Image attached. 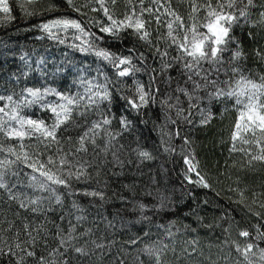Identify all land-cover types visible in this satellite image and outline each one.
<instances>
[{"label":"trees","instance_id":"16d2710c","mask_svg":"<svg viewBox=\"0 0 264 264\" xmlns=\"http://www.w3.org/2000/svg\"><path fill=\"white\" fill-rule=\"evenodd\" d=\"M168 2L187 24L193 22L189 19L191 8L187 0ZM22 3L24 0H9L14 19L0 22V95L14 94V99H19L25 88L44 87L63 93H82L81 75L87 79L95 77L97 83L107 85L110 93V99L94 107L86 117L74 113L73 122L65 126L67 131L62 128L58 133L67 151L72 146L67 144L69 136L75 144L93 121L102 116L111 120V124L105 126L106 131L101 130L98 146L94 148L89 144L87 153L76 156L92 165L88 168L90 178L73 180L71 195L62 186H53L62 204L57 206L53 200L55 211L49 213V219L61 223L59 217L64 215L62 227L66 231L69 220L75 224V217L83 216L85 219L78 224L77 233L91 230L79 240V246L86 247L90 255L76 257L69 253L73 257L72 264H155V257L143 250L146 246L156 248L161 244L169 246L162 256L163 264H249V261L264 264L260 259L264 240L256 239L264 232V161L252 159V156L261 155L254 142L244 144L237 140L232 150V132L238 115L233 107L234 100L225 98L209 102L207 94L201 92L204 98L200 107L212 114L207 124H200L199 113L192 117V124L185 123L182 117H177L175 109H168L161 103L169 95H180L175 89L183 86L185 80L181 65L173 60L176 48L169 47L166 36L170 17L162 15L158 25L154 16L145 14L144 18L150 21L149 43L139 39L132 29H123L115 36L101 32L100 28L110 21L95 0H73L80 12L74 10L68 0H38L24 8ZM133 4L139 10L138 0H133ZM105 5L118 20L131 11L128 0H117L115 5L105 0ZM256 5L250 10L248 21L242 19L233 26L230 36L244 53V58L238 62L243 73L259 80L264 76V59L257 55L258 52L264 54V24L256 21L264 11V0H256ZM150 6L159 5L144 0V7ZM26 11L34 14L26 15ZM163 12L161 8L157 14ZM203 16V12L199 13L198 19L202 20ZM53 19L78 20L90 35L84 36L75 29L54 28L51 30L54 36L50 38L39 26ZM76 36L81 38L78 40ZM83 41L116 56L131 57L132 66L139 70L128 76H118L107 61L94 53L81 52L79 47L86 46ZM157 48L166 49L167 59L173 62L164 72H161ZM235 49L236 43H230L228 51L223 53L220 81L232 77L228 61ZM57 68L61 71L57 72ZM139 86L153 98L137 110L128 105L126 98H137ZM46 100L54 102L57 97L50 95ZM180 100L181 106L187 109L186 98L180 95ZM23 114L47 124L54 119L50 111L41 110L38 105L24 109ZM122 117L130 122L127 130L120 124ZM172 120L176 123H171ZM247 138L253 140L250 135ZM185 139L189 141L187 144ZM23 143L28 146L24 150L39 153L44 161L56 156L55 146L46 149L35 138L25 139ZM0 145L21 151L20 142L2 135ZM105 145H108L107 152L101 151ZM140 151L150 153L151 159L140 157ZM185 158L195 165L194 171H188ZM18 167L30 171L23 164ZM201 177L208 187L197 183ZM93 190L103 192L104 199L83 194ZM74 201L80 210L73 207ZM138 204L146 206L143 213L136 207ZM243 230L250 236L241 237L239 233ZM169 231L174 235L169 236ZM132 240L137 242L132 244ZM248 243H253L254 247L246 260L237 251V245L243 249ZM96 244L103 247L97 248ZM38 251L46 254L43 249ZM0 264H9L8 258H0Z\"/></svg>","mask_w":264,"mask_h":264},{"label":"snow or ice","instance_id":"6c2138e0","mask_svg":"<svg viewBox=\"0 0 264 264\" xmlns=\"http://www.w3.org/2000/svg\"><path fill=\"white\" fill-rule=\"evenodd\" d=\"M95 2L99 3L110 21L106 27L100 28L101 32L115 36L123 29H132L139 39L149 43L151 42L148 30L150 21L144 18L145 14L154 16L158 25L161 23L162 15L170 17L166 23V36L170 41L169 47L175 46L176 48L177 55L173 60L181 65V75L185 78L184 85H178L175 91L186 98L188 107L185 109L181 106L180 95L175 97L169 95L161 103L168 109H175L177 117H182L185 123L192 124V117L199 113L200 124H207L212 119V114L210 110L200 107L204 98L200 95L201 92L207 94L209 102L221 101L225 98L234 100L233 107L236 108L238 115L232 132L234 142L232 150H235L237 140L244 144L254 142L261 155L252 156V159L264 161V76L257 80L243 73L238 62L244 58V53L235 38L230 36L233 26L239 24L242 19L248 21L251 15L250 10L257 6L256 0H187L191 8L189 17L193 21L191 24H187L184 18L171 8L168 0L164 3L160 0H151L152 4L159 5L156 8L151 6L145 8L144 0H138L139 10H137V5L133 4V0H128L131 11L120 20L110 14L105 0H95ZM111 2L115 5L117 0H111ZM35 3H38V0H24L21 7ZM68 3L73 6L74 10L80 12V8L74 5L73 0H68ZM161 8L164 12L157 14L160 13ZM92 10L97 11L95 8ZM11 11L9 0H0V14H3L0 16V22L14 19ZM201 12L204 16L202 20H199L198 14ZM33 14L26 11V15ZM256 23L264 24V11L259 13V20ZM39 27L48 33L50 38L54 36L51 31L54 28L64 31L75 29L84 36L90 35L82 23L75 19H53ZM75 38L79 40L81 37L76 36ZM97 39H102V37H97ZM82 43L86 46L74 47H79V50L84 53H94L96 57L107 61L120 77L128 76L139 70L132 66L131 57L116 56L107 50L96 48L89 41ZM230 43H236V49L228 61L232 77L220 81L218 77L224 64L223 53L228 51ZM156 54L161 57V72L173 66V62L167 59L169 53L166 49L161 51L157 48ZM257 55L264 59V54L258 52ZM141 58L143 59V54ZM38 63H43V61ZM56 71L59 72L61 69L57 68ZM214 76L217 78H213ZM79 85L83 88L82 93H63L55 88L44 87L25 88L19 94V99H14V94L0 95V135L6 139L17 140L20 142L21 149L17 151L14 147L4 148L0 145V154H3V158H0V258L7 257L9 264H72L73 257L69 256V253H74L76 257L90 255L86 247L79 246V240L88 235L91 230L77 233V226L85 217H75L77 222L75 224L69 220L66 231L62 227L64 215L59 217L61 223H57L55 219H49V213L55 211L52 207L53 200L57 206L62 204L61 196L57 194V188L53 186H62L69 190L71 195L73 194V180L82 181L90 178L88 168L92 165L83 159H76V156L79 153H87L89 144L94 148L97 147V138L101 130L106 131L105 126L111 124L107 116H102L100 120L93 121L91 126L85 128L75 144L69 136L67 144L72 146L67 151L64 150L58 133L62 128L67 131L65 126L73 122V114L86 117L94 107L110 99L107 85L97 83L95 77L87 79L81 75ZM137 94V98H126L128 105L133 109L139 110L149 102V99L153 98L151 93L144 91L143 86L137 88ZM50 95L57 97V100L47 101L46 97ZM173 99L175 103L171 102ZM37 105L41 110L50 111L53 114L54 119L51 124L23 114L24 109ZM185 112L187 115H184ZM171 123L175 124L176 121L172 120ZM120 124L124 130H127L130 122L122 117ZM108 135L112 136L111 133ZM177 135H179L178 132ZM249 135L253 140L250 141L247 138ZM32 138L43 144L46 149L55 146L56 156H49L47 161H44L39 153L24 150L28 146L23 141ZM188 142L185 139V143ZM107 150L108 145L101 149L103 152ZM139 156L151 159L150 153L146 151H140ZM185 163L189 165V172L195 170V165L188 158H185ZM20 164L30 171L25 172L20 169L18 167ZM197 183L204 187L209 186L204 182L203 177ZM44 193L48 195H43ZM83 194L104 199V193L101 191H86ZM73 207L80 210L75 201ZM136 207L143 213L146 206L138 204ZM160 207H164L163 203ZM143 218L147 219V217ZM168 235L174 234L169 231ZM239 235L249 237L250 233L243 230ZM256 239L264 240V232L259 233ZM136 242L137 240L131 241L132 244ZM96 247L101 248L103 245L96 244ZM168 247L167 244H161L156 248L146 246L143 251L155 257V264H163L162 256ZM253 247V243H248L243 249L237 245V251L241 252L247 260ZM41 249L46 251V254L38 251ZM260 251V259L264 260V249Z\"/></svg>","mask_w":264,"mask_h":264}]
</instances>
